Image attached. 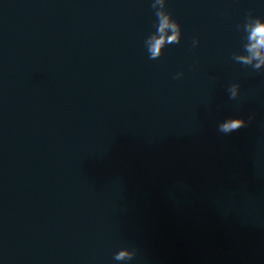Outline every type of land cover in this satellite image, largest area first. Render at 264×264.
<instances>
[{
	"label": "water",
	"instance_id": "1",
	"mask_svg": "<svg viewBox=\"0 0 264 264\" xmlns=\"http://www.w3.org/2000/svg\"><path fill=\"white\" fill-rule=\"evenodd\" d=\"M151 2L0 0V264H264V0H168L155 60Z\"/></svg>",
	"mask_w": 264,
	"mask_h": 264
},
{
	"label": "clouds",
	"instance_id": "2",
	"mask_svg": "<svg viewBox=\"0 0 264 264\" xmlns=\"http://www.w3.org/2000/svg\"><path fill=\"white\" fill-rule=\"evenodd\" d=\"M168 0H152L151 8L154 10L156 22L154 27L155 32L147 35L143 41L144 49L148 58L155 60L163 55V48L168 43L179 44L183 38V29L180 22L174 18L173 14L168 11ZM244 33L246 43L243 44V51L240 54L234 53L232 59L244 66L250 67L254 71L264 70V17L253 16L249 13L244 23L238 26ZM168 33H171L169 36ZM199 38L195 37L192 40L191 47L196 48L199 45ZM183 76L182 72L176 73L174 79H180ZM229 98L237 99L241 94V86L239 83H232L228 87ZM252 119L236 118L221 125L219 130L225 134H230L238 129L244 128ZM135 253L129 249H123L119 259L128 264L134 257Z\"/></svg>",
	"mask_w": 264,
	"mask_h": 264
}]
</instances>
